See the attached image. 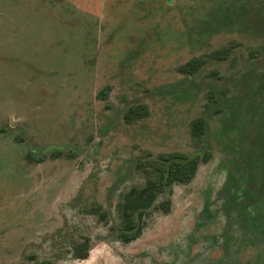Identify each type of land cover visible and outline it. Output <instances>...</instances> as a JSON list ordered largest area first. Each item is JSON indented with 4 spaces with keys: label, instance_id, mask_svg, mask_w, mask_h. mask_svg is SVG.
Masks as SVG:
<instances>
[{
    "label": "rangeland",
    "instance_id": "obj_1",
    "mask_svg": "<svg viewBox=\"0 0 264 264\" xmlns=\"http://www.w3.org/2000/svg\"><path fill=\"white\" fill-rule=\"evenodd\" d=\"M260 9L264 0H0V264H264ZM230 44L226 61L188 79L179 70ZM138 105L146 117L127 123ZM197 118L207 130L194 141ZM30 151L45 159L28 162ZM173 152L210 155L191 183L159 196L168 213L153 207L139 239L117 242L115 206L144 183L136 163ZM93 204L107 223L86 212ZM235 208L258 225L247 238ZM80 236L90 252L73 260Z\"/></svg>",
    "mask_w": 264,
    "mask_h": 264
},
{
    "label": "trees",
    "instance_id": "obj_2",
    "mask_svg": "<svg viewBox=\"0 0 264 264\" xmlns=\"http://www.w3.org/2000/svg\"><path fill=\"white\" fill-rule=\"evenodd\" d=\"M264 10L260 9V12ZM234 44L222 47L207 56L193 58L186 62L179 70L186 75V78L192 77L208 61H226ZM259 50L264 51V46ZM252 53L259 54L260 51ZM107 88L99 92V97L105 99ZM147 115L146 108L143 106H132L124 115L127 123L135 119L144 118ZM207 130V123L202 118L194 119L190 122V135L194 141L199 140ZM60 152H53V158L59 156ZM209 152L202 155H196L188 158L181 153L159 154L155 157L146 156L136 163L137 169H140L144 176L142 186H133L127 192L121 195L116 205L118 218V239L123 243H130L138 239L144 228V217L148 210L157 207L164 213L170 211V200L164 199L156 204L159 196L165 192H171L176 185H187L195 177L200 163H205L209 159ZM45 159V156H38L33 152L26 155V160L30 163H39ZM97 215L100 221H107V213L100 205H93L88 210ZM90 239L81 237L80 241L73 245L74 258L79 260L87 259L90 252ZM37 264H51L43 261Z\"/></svg>",
    "mask_w": 264,
    "mask_h": 264
},
{
    "label": "flooded vegetation",
    "instance_id": "obj_3",
    "mask_svg": "<svg viewBox=\"0 0 264 264\" xmlns=\"http://www.w3.org/2000/svg\"><path fill=\"white\" fill-rule=\"evenodd\" d=\"M190 78V77H189ZM107 88V90H109V86H107L106 87ZM105 89V88H104ZM138 106H140V105H138ZM132 107V106H131ZM128 111V110H127ZM141 119V118H140ZM135 120H137V119H135ZM134 120V121H135ZM133 122V121H132ZM190 137H191V135H190ZM192 138V137H191ZM30 152H33V151H30ZM29 153V152H28ZM27 153V154H28ZM34 153V152H33ZM173 153H176V152H173ZM178 153V152H177ZM163 154H167V153H163ZM181 154H183V153H181ZM159 155V154H158ZM185 155V154H184ZM209 160V159H208ZM206 163V162H205ZM200 164H202V163H200ZM200 164H199V166H200ZM199 166H198V168H199ZM198 171V170H197ZM197 173V172H196ZM194 179V178H193ZM192 179V180H193ZM192 182V181H191ZM190 182V183H191ZM189 184V183H188ZM187 184V185H188ZM182 186H185V185H182ZM249 199L250 198H245L244 200H243V202H240L237 206H243V209L245 208V207H247V206H249L250 204H249ZM245 201V202H244ZM93 205H99V204H93ZM92 205V206H93ZM101 206V205H100ZM102 207V206H101ZM103 209V208H102ZM115 209H116V206H115ZM243 209H242V212H240L237 208H235V213H236V216H237V219H238V222H240L238 225H237V223H236V225L238 226V228H239V230H240V232H242V235H243V237L244 238H247L246 237V234L247 233H249V232H255V231H257L259 228H258V225H256L255 224V222L254 223H251L254 219H253V217H251V216H248L249 214H247V212L245 213L244 211H243ZM89 210V209H88ZM88 210H86V212L87 213H89V214H92V213H90ZM104 210V209H103ZM163 212V211H162ZM106 213H107V221H108V217H109V215H108V212L106 211ZM117 214V213H116ZM166 214V213H165ZM92 215H95L94 213L92 214ZM96 217H97V215H95ZM229 218H230V215L228 216ZM98 218V217H97ZM99 220V219H98ZM100 221V220H99ZM107 221L106 222H103V221H100V223H107ZM236 222H237V220H236ZM228 226V225H227ZM227 226H225V227H227ZM144 229V228H143ZM113 231V233L115 234V239H116V241L117 242H120L121 244H123V245H128V244H130V243H132V242H134V241H136V240H134V241H132V242H130V243H123V242H121L119 239H118V224H117V226L115 227V228H113L112 229ZM142 232H143V230H142ZM142 235V234H141ZM81 237H86V236H80L79 238H78V241H80V239H81ZM141 237V236H140ZM139 237V238H140ZM87 238H89V237H87ZM138 238V239H139ZM90 239V238H89ZM77 241V242H78ZM101 241H104V239L103 240H101ZM77 242H72L71 243V256H72V258H73V260H79V259H75L74 258V252H73V245L75 244V243H77ZM90 242H91V239H90ZM85 260V259H84ZM44 261H47V260H44ZM41 262H43V261H41ZM48 262H50V261H48ZM38 263H40V262H38ZM51 263V262H50ZM34 264H37V262H35Z\"/></svg>",
    "mask_w": 264,
    "mask_h": 264
}]
</instances>
